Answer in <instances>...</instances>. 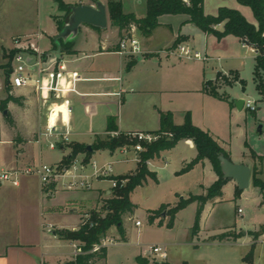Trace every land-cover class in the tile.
Masks as SVG:
<instances>
[{
    "label": "crops",
    "instance_id": "crops-1",
    "mask_svg": "<svg viewBox=\"0 0 264 264\" xmlns=\"http://www.w3.org/2000/svg\"><path fill=\"white\" fill-rule=\"evenodd\" d=\"M44 1L45 0H37L40 10L41 4L44 3ZM61 1L69 6L95 4L93 0H75L76 2H72V0ZM97 1H101L106 5L108 13V3L112 0ZM120 1L122 2L123 10L126 14H133L137 19L146 17V4L144 12H141L139 9L143 0H134L131 3L126 1V6L124 0ZM220 8L237 10L248 22L257 25L252 10L242 6L237 0H204V12L206 15L216 16ZM65 14V12L60 10V15L55 16L54 27L50 33L41 31L43 39L46 37L49 41V48L42 50V52L51 54L52 51L56 49L54 47V37L59 33L57 21H63ZM110 24L111 22L108 14V27L105 30L82 25L81 28L87 26L88 29L86 31H80L75 41H73L71 47V52L73 54H69L68 51L62 54L68 61L67 64L71 70L78 71L84 79H89L80 82L78 85L79 91L86 95L84 97H72V143L92 146L99 135L106 133L108 120L112 117L115 118L118 131L123 133L156 132L161 128L162 116L164 114H170L175 125H182L185 121V115L190 112L185 110L182 111L183 122H178L175 117V112L177 110L173 97L183 92H196L198 94L208 95L203 91L204 84L207 83V78L205 70L197 65V62H201L200 60L192 61L182 59L175 53L176 48L171 49L176 41L180 40V45L189 47L193 51L203 53L207 56V59L214 58L216 55L218 60L221 59L222 55H228L226 54L228 51L240 52L244 49L249 50L248 47H250L244 46L238 38L233 36H228L219 41L215 36L205 34L190 22V17L188 15H164L159 18L160 25L158 28L148 36L143 35L136 25H132L129 33L133 34L134 30L139 31L138 35L140 39L138 37L137 39L144 51L142 55H120L118 53L120 41L115 42V37L118 36L122 39V36L119 34V30L114 26H112L113 32L108 33ZM222 28L223 26L218 27L219 30H222ZM31 29L32 28L28 31H32ZM39 29L38 27V31ZM16 36H27V34ZM80 37H83V41H86V43L79 42ZM88 43L91 44L89 45ZM250 49L253 51L256 62L257 54L252 47ZM247 54L251 55L249 51ZM183 60L192 61L193 63L189 64ZM230 73L236 74L241 80L238 71H231ZM216 79H218V76ZM113 93H119L120 96L108 95ZM23 94H25V96H22ZM28 95L35 94L30 91H24L20 93V95L15 96L26 98ZM42 120H44V117L41 118V127L45 123V121L43 122ZM152 127L156 128L152 129ZM202 130L208 132L228 153L232 160L231 153L227 147L228 145L220 141V139L209 130ZM87 137L92 138L88 139L90 141L87 142ZM36 140L37 139L21 143L22 145L20 144L18 147L20 154L25 153L23 150V145H25V143H37ZM182 141L187 144L189 143L191 147L195 148L192 141ZM178 145L173 150L162 152L159 158L150 160L148 164L149 169L156 172L158 176L157 170L160 168L158 163L164 161L167 166L168 155L171 154ZM58 149L62 152V156L48 165L60 164L63 158L70 154V151L67 148H63V146H60ZM110 154L115 155L117 152ZM40 157L42 156L40 155ZM117 162L124 161L121 159ZM239 163L248 165L251 169L257 166L260 171L259 177L262 179L264 178L262 164L258 166V162L254 158L250 159V161L240 160ZM182 164L186 166L188 160H184ZM197 166L212 170L213 183L218 179L209 161L206 160ZM135 169L133 170L134 172ZM125 175L126 174L119 176ZM34 180L32 177L23 176L20 179L19 186H8L4 183H0V198L4 199L3 202H0V264H68L74 261L75 247H79V244L61 240L56 234L57 231L63 229L77 230L86 217L89 216L90 210L102 206L99 212H103L105 201L112 195L110 188L105 187H100L98 189L92 188L89 191H68L56 188L46 190L42 188L38 177H35ZM228 184H231L233 189L236 190V182L229 181L223 189V197L214 200L213 203L209 202L204 208L201 219L207 208H211V211H213L217 206L225 202V188ZM209 187L210 186L201 185L202 193L206 194V190ZM255 189L258 190L260 194V207L264 210V194L260 193L259 189ZM83 194L84 196H82ZM103 194H105L107 198L103 197ZM243 194L244 192L241 197ZM60 198L64 200V204L57 203V200ZM60 208L65 209L62 217L59 216L60 213L58 210ZM160 221L164 223L163 220H155L153 223H159ZM250 222L251 219L244 220L243 225L240 226L238 221L235 220V222L228 225L222 232L211 237H216L228 231L234 229L239 230L246 227L242 232L238 231V233H234L236 235L239 233L242 234L236 241L217 242H225L229 244V246L242 245L248 247L250 251L254 243L252 236L249 235V232L253 231L252 226H248ZM124 228L126 232L124 240H122L120 235L110 230L108 235L113 237V239H111L113 242L106 243L108 251L107 258L95 264H110L115 256L118 259L125 252L127 263L130 261L128 256L130 252L132 259L136 262L135 264H139L138 258L152 259V256L148 253V248L152 245L143 247L139 245V242L132 243L128 230L126 227ZM201 232L202 228L197 237L201 235ZM261 240H264V235L256 241L254 259L251 264H262V257L259 258L257 252V246ZM262 243H264V241H262ZM66 244L72 246L74 249L73 253L68 254L71 256V260H63L60 258L61 255L63 256L66 254H58L50 251L52 247H61ZM163 246L166 247L165 245ZM244 258L245 256L241 254L233 264H246ZM168 262L177 264L170 261Z\"/></svg>",
    "mask_w": 264,
    "mask_h": 264
},
{
    "label": "rangeland",
    "instance_id": "rangeland-1",
    "mask_svg": "<svg viewBox=\"0 0 264 264\" xmlns=\"http://www.w3.org/2000/svg\"><path fill=\"white\" fill-rule=\"evenodd\" d=\"M126 1L131 3L134 0H124L125 6ZM72 2L76 1L72 0ZM145 4L146 1L143 0L142 5L139 7L141 12H144ZM57 15H60L58 0H45L41 4V10L37 0H0V102L7 97L5 91L6 74L7 69H9L7 67L10 59L15 52L14 38L20 37L16 35L27 34L24 38H28L32 45L40 48V50L48 49L49 41L46 37L43 39L41 31L50 33L54 27V18ZM38 27L40 28L39 31ZM30 28H32V31H28ZM87 29V26H83L80 31H86ZM112 32L113 28L110 24L108 33ZM138 34V30L133 31V35L136 38H139ZM122 35V39L128 36L126 32H123ZM115 38V42L121 41L118 36ZM79 42L86 43V41H83V37H80ZM180 42V40L176 41L171 49L177 48ZM88 44L90 45L91 43ZM248 48L249 50L244 49L240 52L228 51L226 52L228 55H222L219 60L216 55L215 57L213 56L214 58L207 59V56L201 53L205 60L197 62V65L205 70L207 82L212 81L207 85L210 88L223 85L218 88V91L228 100H218L196 92L178 93L173 97L177 110L175 117L181 123L183 122L182 111H189L195 125L209 130L220 141L228 145L227 147L234 163H239L240 160L250 161V159H253V153H255L263 157L262 167L264 169V102L253 80V70L256 62L253 51L250 49L251 47ZM248 51L251 55L247 54ZM183 61L189 64L193 63L192 61ZM231 71H238L243 83L237 82L233 85H226L225 79L228 82H233L234 80L229 75ZM220 73L226 74L225 77L227 78L216 79ZM23 92L19 90L15 94L20 95ZM17 98L21 99L22 105L11 103L7 109L0 110V175L13 169L25 170L30 166H38L40 163L51 164L62 156V152L59 149L54 151L49 149L46 139H43L41 144L25 143L23 145L25 153L20 154L18 147L21 143L34 141L38 138V133L42 129L41 118L44 116L35 95ZM240 99H251L256 103L257 110L255 112L246 108L238 110L235 100ZM5 111H7V115ZM42 121L44 122L45 120ZM155 128L152 127V129ZM98 137L106 139L107 135L101 134ZM91 138L87 137L86 141H90L88 139ZM67 149L71 152L69 148ZM196 155L197 151L195 148L191 147L189 143L181 141L178 147L168 155L167 166L164 161L159 162L158 166L160 168L157 170L159 182L156 183L150 180L147 184L134 191L131 200L136 209L133 214H128L124 217V227L128 230L132 243L139 242V245L143 247L154 244L165 245L168 253V258L164 260L165 262L170 261L177 264L184 261L189 264H233L241 254L244 256L248 254V247L242 245L229 246V244L225 243L226 241L219 243L217 242L219 240H214V237L211 236L222 232L235 220L242 226L244 220L251 219L248 226H252V232L261 231V228L264 227V210L260 207V194L252 183L251 187L244 191L242 197V194H240L238 199H235V192L238 191L237 185L235 184L236 190L233 189L231 184L227 185L225 188V202L217 206L213 211H211V208L205 210L200 221V230L202 228V232L199 237H197L199 233L196 236L194 235L197 212L195 203L180 211L173 227H168L169 217L167 213L170 208L188 200L191 195H202L201 185L211 186L213 184V172L209 168L195 166L191 171L181 174L185 167L182 164L183 161L188 160V163H190ZM79 158L84 159V155H79ZM121 159H123V155L120 153L111 155L108 151H98L91 161L96 163L98 168H102L107 163H113L116 176L133 174L137 163L133 161L117 162ZM23 176L32 177L33 180L37 177L35 174L22 175L21 178ZM92 181L93 189L100 187L111 188V183L108 181L101 182L97 178H93ZM4 184L12 185L9 182ZM103 197L107 198L105 194H103ZM3 201L4 199L0 198V202ZM213 202L214 200L211 201V203ZM57 203L64 204V200L60 198ZM101 208L102 206L90 210V213L92 211H101ZM164 209L166 210L162 212ZM237 209H242L243 213L238 214ZM64 210V208L58 210L59 216L62 217ZM150 214L155 220H163V225L159 226L158 222L150 223ZM136 221H140L142 226L136 227ZM245 228L234 229L226 233L242 232ZM111 230L119 235L116 228ZM110 236L108 235L107 240L113 239ZM262 241L264 240H261L257 246V252L258 257H262V264H264V243ZM253 242H255L254 239ZM50 251L66 254L61 255L60 258L71 260V256L68 254L73 253L74 249L66 244L61 247H52ZM128 256L130 259L128 263L126 262L125 252L118 259L115 256L116 259L114 258L110 264H135L136 262L132 259L131 252L128 253ZM146 260L149 261V259ZM152 261L154 259H150V264L153 263Z\"/></svg>",
    "mask_w": 264,
    "mask_h": 264
},
{
    "label": "trees",
    "instance_id": "trees-1",
    "mask_svg": "<svg viewBox=\"0 0 264 264\" xmlns=\"http://www.w3.org/2000/svg\"><path fill=\"white\" fill-rule=\"evenodd\" d=\"M96 2L97 0H93ZM242 6L248 7L252 10L253 15L257 21V25L251 24L248 20L237 10L229 8H220L216 16H208L204 12V0H188L189 5L183 0H146V17L143 19H137L133 14H126L123 10V5L120 0H112L108 3V14L111 25L119 30V34L123 36V32H126L129 36L132 25H136L138 30L143 35H150L156 28H158L159 18L164 15H188L190 22L202 30L205 34L215 36L219 41L233 36L240 40L243 44L257 47L259 54L256 57V65L254 68V81L257 85L262 101L264 102V0H237ZM59 2V8L65 12V19L63 21H57L59 32L62 30L65 22L70 14V6L66 5L61 0ZM57 20V19H56ZM223 26L222 30L218 27ZM72 42L64 43L61 41L62 54L71 52ZM55 45V44H54ZM56 48V46H54ZM67 50V51H66ZM131 67V66H129ZM7 74L10 73V63L8 64ZM226 74L218 75V78L225 79ZM233 77L232 81L225 79L226 85H233L237 82L243 83L236 74H229ZM210 82L204 84L203 91L219 100H228L225 96H222L217 86H208ZM6 94L7 97L0 102V110L8 108L9 104L15 103L22 105L21 99L15 97L11 93V87L6 82ZM118 131L115 118L108 120V127L106 133ZM155 134H168L171 137H161L157 142L152 144H146V150L140 154L141 162L137 164L135 172L130 175L118 176L115 179H127L128 182L125 186L118 185L117 188L112 190V196L105 201L103 206V212L92 211L89 214V219L86 223H82L77 230H58L57 236L61 240L78 243L81 249V254L77 255L74 261L68 264H95L98 261L106 260L107 247L102 246L99 250L94 251L96 246H101L103 240L107 238L108 233L112 228H116L122 240L125 239L126 232L124 228L123 219L128 214H133L136 206L131 200V196L134 191L147 184L150 180L158 183L157 173L151 171L147 162L159 158L162 152L173 150L180 141L190 140L194 143L197 150V156L194 160L188 163L181 174L191 171L198 164L209 161L218 176V179L206 190V194L191 195L188 200L182 201L177 206L170 208L167 216L169 217L168 227H173L177 214L184 210L188 205L196 203V223L194 228V235L196 236L200 231V221L204 212L205 206L218 198L223 197V189L229 180L223 178V174L220 168L219 156L224 154L228 159L230 156L219 145V143L206 131L198 128L193 124L190 113L185 115V121L182 125H175L170 114L162 116L161 128ZM133 144L130 142L127 134L122 133L119 137L101 139L97 137L92 145V152L86 150V145L79 143H70L63 146V148H69L70 154L63 158L61 163L62 167H69L73 161L84 155V162L89 163L94 154L98 151H108L115 153L119 148ZM253 158L258 162V166L262 164L263 157L253 153ZM260 171L258 167L252 169V184L258 188L260 193L264 194V181L259 177ZM242 191L238 189L235 192V199H238ZM166 207V206H165ZM168 207V206H167ZM166 209L162 210L164 212ZM152 214V213H151ZM149 215V222L153 223L155 218ZM163 222H159V226H162ZM239 234L223 233L214 237V240L219 241H236L241 237ZM253 237L254 243L251 246L249 253L245 256L244 261L251 264L254 259L256 241L264 235V227L260 232L249 233ZM139 264H150V260L138 258ZM152 264H171L169 262H155ZM180 264H189L188 262H182Z\"/></svg>",
    "mask_w": 264,
    "mask_h": 264
},
{
    "label": "built area",
    "instance_id": "built-area-1",
    "mask_svg": "<svg viewBox=\"0 0 264 264\" xmlns=\"http://www.w3.org/2000/svg\"><path fill=\"white\" fill-rule=\"evenodd\" d=\"M189 5L188 0H183ZM264 37V33H263ZM244 46H249L243 43ZM256 54H259L257 47L250 46ZM120 55H142L144 51L139 40L131 34L121 39L119 43ZM15 52L10 59V73L7 74V80L11 87V93L15 96L16 91H30L34 93L40 103L45 123L38 133L37 143L41 144L46 139L49 149L56 150L60 146H65L71 142L72 128L71 117L73 114V96H85L79 91L80 82L89 80L84 79L78 71L71 70L68 67L67 60L61 56L58 59L54 54H46L29 42L28 38L20 36L14 38ZM175 53L178 57L185 60H205L203 55L198 51H193L189 47L180 45L176 48ZM117 95L120 94H108ZM22 96H25L23 94ZM256 103L251 99L245 100L244 108L255 112ZM123 132L115 131L105 133L107 137H119ZM130 142L133 144L125 145L116 152L123 155V161H133L140 163V154L146 148V144L157 142L161 137L171 135L155 134L151 132H129L125 133ZM149 164V161L147 162ZM35 174L40 180L43 189H61L68 191H89L92 189V179L97 178L101 182L108 181L111 183L110 190L117 188L118 185L125 186L127 179L117 180L114 174L113 163H107L102 168H98L96 163H85L83 159L77 157L69 167H62L59 164L48 165L39 164L30 166L25 170L13 169L3 172L0 175V183L9 182L13 186L20 185L22 175ZM239 214L243 213L242 209L238 210ZM89 216L83 223H86ZM136 227H141L140 221L135 222ZM112 240H103L101 246H96L94 251L100 247L106 246V243H112ZM81 249L75 247V257L81 254ZM148 253L155 262H165L168 258L166 247L163 245H152L148 248ZM163 260H159V259Z\"/></svg>",
    "mask_w": 264,
    "mask_h": 264
},
{
    "label": "water",
    "instance_id": "water-1",
    "mask_svg": "<svg viewBox=\"0 0 264 264\" xmlns=\"http://www.w3.org/2000/svg\"><path fill=\"white\" fill-rule=\"evenodd\" d=\"M70 14L62 30L54 37L56 49L52 51L58 59L62 56L61 41L64 43L74 41L80 33L82 25H87L96 29L105 30L108 27L107 8L101 1H96L94 5L70 6ZM9 83V80H7ZM245 100H235L238 110L244 109ZM7 115V111H5ZM86 150L92 152V146L88 145ZM220 168L223 178L235 181L240 191L244 192L251 186L252 169L245 164L234 163L224 154L219 156Z\"/></svg>",
    "mask_w": 264,
    "mask_h": 264
}]
</instances>
